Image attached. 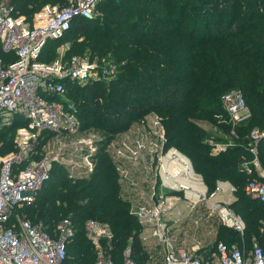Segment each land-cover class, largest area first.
Returning a JSON list of instances; mask_svg holds the SVG:
<instances>
[{"label": "trees", "instance_id": "trees-1", "mask_svg": "<svg viewBox=\"0 0 264 264\" xmlns=\"http://www.w3.org/2000/svg\"><path fill=\"white\" fill-rule=\"evenodd\" d=\"M0 1L28 19L46 4L64 6L69 2ZM230 2L233 10L228 0H102L93 18L75 19L62 37L49 40L43 48L39 59L54 60L49 56L55 54L53 44L81 21L72 33L69 52H88L100 68L111 71L82 85L66 80L63 101L67 108L86 129L98 131L101 137L94 173L75 180L62 165L54 163L35 201L20 208L34 224L48 231L64 217L73 220L76 233L65 264H95L96 250L84 230L90 218L111 226V254L116 264L123 263L128 248L136 264H148L150 253L141 237L143 226L131 212L107 146L118 133L153 111L165 125V148L176 147L189 157L209 191L215 190L219 181L237 187L232 208L243 217L246 228L241 235L224 225L232 234L230 243L222 241L264 246V203L244 192L247 181L256 176L254 169L251 173L244 170V164L252 166L253 159L248 134L253 128L264 130V0ZM0 56L6 60L14 57L1 47ZM111 65L116 66L115 71ZM230 91L241 93L251 111L247 122L234 127L236 136L231 134L232 124L224 121L227 114L222 98ZM210 122L234 139L216 155L211 153L209 140L229 141L204 126ZM21 124L17 117L0 132L15 136ZM8 135L0 138V153L14 148V137ZM258 155L264 169V137ZM214 248L208 246L207 254Z\"/></svg>", "mask_w": 264, "mask_h": 264}, {"label": "built area", "instance_id": "built-area-1", "mask_svg": "<svg viewBox=\"0 0 264 264\" xmlns=\"http://www.w3.org/2000/svg\"><path fill=\"white\" fill-rule=\"evenodd\" d=\"M100 0H69L68 4H46L28 19L15 14L13 6L0 1V47L12 53V59L0 56V128L12 124L17 117L22 124L16 129L14 148L0 153V264H65L68 246L76 233L69 217L62 218L53 230L34 224L20 211L31 205L37 191L50 177L53 164L59 163L72 179L89 178L96 169L98 131L86 129L78 116L67 108L63 98L66 80L85 84L110 75L111 71L86 57L74 56L64 62L39 59L49 40L62 37L79 17L91 19ZM225 122L234 127L251 116L243 95L227 92L222 98ZM144 131L118 133L108 144L107 152L114 159L119 181L131 212L143 226L141 237L154 239L161 248L158 264H264V246L232 244L220 240L207 254L210 244L201 234L190 245L178 243L174 227L193 229L195 224L218 221L241 235L246 223L232 208L237 187H223L218 182L213 191L194 189L204 183L190 159L175 147L165 148L166 131L161 117L145 115ZM264 130L253 128L248 134V148L253 155L244 170L256 176L249 179L244 192L264 203V169L258 147ZM211 153L216 155L233 142L209 140ZM2 143H0V148ZM176 162L180 170L169 166ZM222 197V198H221ZM209 223H207L208 225ZM214 228V227H213ZM86 237L96 250L95 264H116L111 254L113 232L104 222L88 219L84 223ZM197 231V229H194ZM145 232L149 235L146 236ZM131 250L124 253L122 264H136Z\"/></svg>", "mask_w": 264, "mask_h": 264}, {"label": "rangeland", "instance_id": "rangeland-1", "mask_svg": "<svg viewBox=\"0 0 264 264\" xmlns=\"http://www.w3.org/2000/svg\"><path fill=\"white\" fill-rule=\"evenodd\" d=\"M102 2L99 1V4ZM229 2V6H230V9L233 10V2H230V0H228ZM100 11V7H98V5L96 6L95 8V15L97 13H99ZM79 22L81 21H78L75 25H74V28L72 29V31H70L68 33L67 36H65L61 41L57 42V43H54L53 46L55 47L54 50H55V54H50L49 56L52 55L53 58H57V57H60L62 58V60L64 62H67L68 60H71L74 56H78V57H86L88 58L89 60H91V57H90V53L88 52H85L83 54H75L74 52L70 51L69 52V47L71 46V40L73 39V35L72 34L73 32H75L77 30V27L79 25ZM92 62H96V57L93 58V60H91ZM99 65V64H98ZM115 68L116 66L115 65H111V70L112 71H115ZM244 98V97H243ZM152 113H155L157 115H159L157 112H150L148 114H152ZM146 114V115H148ZM160 116V115H159ZM161 117V116H160ZM144 118H142L140 121H136L134 123L131 124V126L125 130L126 132H134L135 134H137L138 132H143V133H146L148 129H146L144 131L143 129V126H142V120ZM161 121H162V124L164 126V129H165V125H164V122H163V119L161 117ZM204 126L208 129V130H211L212 132H217L218 135H220L221 137L223 138H226L229 142H233L234 139L228 137L226 134L223 133V131L221 129H217V126L216 124H212L211 122L210 123H206L204 124ZM125 131H123L122 133H124ZM166 131V129H165ZM121 133V132H120ZM9 134V132H5L3 131L2 133L0 132V138H4V137H7V135ZM232 134V133H231ZM9 138H13L14 137V134H10L8 135ZM166 144V143H165ZM176 148V147H175ZM178 149V148H177ZM189 158V157H188ZM112 159V158H111ZM190 159V158H189ZM114 159H112L113 161ZM191 161V160H190ZM192 162V161H191ZM114 163V161H113ZM193 163V162H192ZM115 165V164H114ZM238 190H240L238 188ZM236 198V196H235ZM96 220V219H95ZM209 221L207 223H209L207 225V223L205 221L201 222V223H198L197 225L195 224V226L193 227V229H185V233L187 235V237L192 241V242H197L198 241V238H200V235L203 234L205 235V243L207 244H210V245H214L216 243V241H218L219 239L221 240H224L228 243H230V241L228 240V237L232 234V231H229L227 230L228 226L225 228L224 225H222L216 216L214 217H211L210 219H208ZM99 221V220H98ZM103 222V221H101ZM104 223H107V222H104ZM108 224V223H107ZM109 225V224H108ZM110 226V225H109ZM111 227V226H110ZM214 227V228H213ZM194 229H197V231H194ZM219 230H221L219 232ZM144 240V239H143ZM144 243H145V247H146V250L150 253L149 255V259H148V264H158V261L161 260V248L159 246H155V240L154 239H148V240H144ZM233 244H238V243H233ZM254 243H252V245L250 246H253ZM214 249L211 250V252H213Z\"/></svg>", "mask_w": 264, "mask_h": 264}, {"label": "crops", "instance_id": "crops-1", "mask_svg": "<svg viewBox=\"0 0 264 264\" xmlns=\"http://www.w3.org/2000/svg\"><path fill=\"white\" fill-rule=\"evenodd\" d=\"M169 168H170L173 172H176V171H179V170H180V166H179L176 162H172V163H170ZM220 182H223V187H228L229 184H231L229 181H219V183H220ZM193 188H194V189L204 190V189L207 188V186H206L205 182H204L203 184H202V183H195V184L193 185ZM224 197L232 199V198L235 197V194H234V193H233V194H229V192L227 191V192L224 193ZM221 198H222V197H221ZM172 232H173V235H174V237H175V239H176V241H177L178 243H182V244H186V245H190V244L194 243V242H192V241L187 237V235H186V233H185V229H183V228H181V227L179 228V227L177 226V227H174V230H173ZM145 235L148 236L149 233H148V232H145Z\"/></svg>", "mask_w": 264, "mask_h": 264}]
</instances>
